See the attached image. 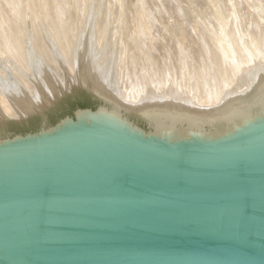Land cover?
Segmentation results:
<instances>
[{
  "label": "water",
  "instance_id": "1",
  "mask_svg": "<svg viewBox=\"0 0 264 264\" xmlns=\"http://www.w3.org/2000/svg\"><path fill=\"white\" fill-rule=\"evenodd\" d=\"M0 264H264V80L204 111L119 102L88 28L78 86L0 120Z\"/></svg>",
  "mask_w": 264,
  "mask_h": 264
},
{
  "label": "bare ground",
  "instance_id": "2",
  "mask_svg": "<svg viewBox=\"0 0 264 264\" xmlns=\"http://www.w3.org/2000/svg\"><path fill=\"white\" fill-rule=\"evenodd\" d=\"M23 1L24 0H22V4H24ZM24 2H25L24 9L22 8L24 11L22 15L20 14L21 19L19 21L17 20L18 23L16 22L15 19L12 20L11 19L12 17L6 18L8 23L10 22L12 23L14 21L16 22L15 24L18 25L15 29H11V31L7 34L9 35L8 37L10 39L9 40L10 43H8L7 41L6 43L5 40L0 41V120L4 118L18 119L20 117H23L27 115L28 113H30L31 111L35 109H40L43 106H45L47 103L52 102L53 100H55L57 95H59L64 90H68L69 89L68 87L72 88V87L78 86L79 53L83 45L85 36L87 34L88 28H89V60H90V63L95 71V74L100 84L119 102H124L128 104L136 105V106L171 104V105L204 111V110L214 108V107L240 99L243 95H245L247 92H249L251 89H253L256 85H258L260 82L264 80V43L260 45V40L257 44L253 42V44L249 43L248 45V42H247V46L245 47H247L248 49H246L245 47H244L245 49H243V45L242 46L239 45L241 47H237V45L241 42H239L238 41L239 38H237V41L239 43L236 44L234 40L238 36L235 37L233 35L235 37V39H233V42H235L236 44V45L233 44L234 45L233 46L231 44L232 41L230 40L231 41L230 43L229 40L227 39V36H225L226 34L224 32L225 30L224 31L221 30L222 31L221 35L218 34V30H214L215 33L214 31L211 32V30H213V28L215 27L214 26L213 28L211 27V30L209 28L210 30L209 32H211V35L213 33L211 38L208 37V39H210V43H211L210 45L208 44L209 41L208 42L206 41L208 39H206L205 37L206 39L205 40L203 38L204 36L202 35V39L205 40L204 42H207L206 44H208L209 47L204 46L202 44L204 46L202 49L200 50L198 49V51L196 50V52H191L187 50V46L189 45L185 43L183 40L178 39L179 41H177L175 44L177 45V48L173 51V54H174L173 58L171 59L170 57H168V60H167L168 62L155 65L153 64L155 60L150 58L149 55L146 56L144 54L147 58L143 60H139L138 62L135 61L137 60L135 59L136 56L135 57L131 56V52H129L130 49L128 51V48H127L128 43L126 42L124 38L125 35L123 36V33H122L123 13L120 10H118L117 8L118 5L117 6L115 4L112 5L111 3L113 2L110 3V0H109V4L107 3V0H82L80 1L79 5H81V8L78 13V16L75 17V22H73L72 28L70 30V34L68 32L66 33V35L62 33V36H59V33L64 32V29L60 27V29L62 30H56V28H54L53 26L54 22L52 23V25L51 23H49L50 21L51 22L53 21L52 19H50L49 17L42 16L41 13H37V10H34V8L36 7V4L35 6L34 4L33 5L30 4L31 2L34 3L32 0L31 2L30 0L29 1L25 0ZM257 2L259 4V1L256 0L254 7L258 5ZM1 3L2 2H0V4ZM47 3L49 4V2ZM42 4L41 5L39 4L41 8H42ZM227 7L228 6H226V9ZM44 8L46 9V7ZM48 8H50V5ZM120 8L122 7L119 5V9ZM262 8L261 10L263 11L264 9ZM57 10H60V9L58 8ZM40 11L38 10V12ZM216 11L219 12L218 9ZM209 13H212V12H209ZM262 13L264 14V12ZM48 14L50 13L48 12ZM224 15L222 13L223 17H221V19L223 18V20H225ZM0 16L2 15L0 14ZM220 16H221V13L219 17ZM252 17L254 18V16ZM17 18L18 17L16 16V19ZM201 18L200 20H202ZM209 19L213 20L212 17H210ZM237 19L235 20L237 21ZM1 21H3V19H1L0 22ZM196 21L198 22V20ZM213 22L215 23V20ZM65 23L67 24V21ZM200 23H199V26H200ZM221 23H223V21H221ZM225 23L223 24L224 27L226 25ZM250 23H253V22H250ZM6 24H4V26H6ZM203 24H202V28L201 26L199 27L201 29V32H202V29L204 28ZM205 24L207 25V22ZM245 24L246 23H244V25ZM254 24L252 25L250 24V26L254 27ZM145 25L148 26V24H145ZM147 26H146L145 31H147L148 29ZM263 26L264 24H262V26L260 27H263ZM139 27H136V28H139ZM237 27L238 26L236 24V28ZM250 30H252V28ZM169 31L170 30H168V32ZM182 31L185 32L186 29L184 31V28H183ZM182 31L180 33H182ZM221 31L219 32L221 33ZM204 32L206 31L204 30ZM232 32L234 33V31ZM186 33L188 35V31ZM235 33H236V30H235ZM253 33H254L253 35H255V29ZM1 34H4V32ZM250 34L251 33H249L248 35ZM142 35H144V33ZM151 35L152 34H150V36ZM137 36H140V34H138ZM241 38L243 39V36ZM244 38H246V36ZM247 38H250V36ZM0 39H3V36ZM135 39L136 41L138 40L137 38ZM193 39L194 38H192V40ZM231 39H232V36H231ZM154 40L155 39L152 38V41ZM146 41H145V44L149 42V41L147 42ZM158 43H160V41ZM137 46H140V45L137 44ZM198 47H201V46H198ZM139 49L137 47V52ZM146 49L148 50V48ZM142 51H144V49ZM149 51L150 50H148V53ZM170 51L171 50H169V52ZM132 53L134 52L132 51ZM175 54H176V57H175ZM138 55L140 56L141 54H138ZM165 60L166 59H164V61ZM155 63H158V62H155ZM65 88H68V89H65Z\"/></svg>",
  "mask_w": 264,
  "mask_h": 264
},
{
  "label": "rangeland",
  "instance_id": "3",
  "mask_svg": "<svg viewBox=\"0 0 264 264\" xmlns=\"http://www.w3.org/2000/svg\"><path fill=\"white\" fill-rule=\"evenodd\" d=\"M4 1V2H3ZM13 1V2H12ZM21 1V2H20ZM25 1V0H24ZM23 1V3L24 4H22V0H0V2H2L1 4H0V7L1 6H3V7H1L0 8V14L2 15V16H0V20L1 19H3V21H1L0 22V29H2V30H0V38H2V36H3V39H0V41L1 40H5V42L7 41L8 43H10V39H9V35H7L10 31H11V29H15L18 25H16L15 23L17 22L18 23V21L21 19L20 17V14L22 15L23 14V9H24V5H25V2ZM29 1V0H28ZM34 3H32L31 2V0H30V4H34V6H35V4H36V9L34 8V10H37V13H41V15L42 16H44V17H49L50 19H52L53 21L51 22H49V23H51V25H52V23H53V26H54V28H56V30H62V29H64V32H60L59 33V36H62V33L63 34H65L66 35V33L68 32L69 34H70V30H71V28H72V25H73V22H75V17H77L78 16V13H79V11H80V8H81V5H79L80 4V1H82V0H32ZM36 1H37V3H36ZM40 1V2H39ZM151 1V2H150ZM231 1H233V0H123V2H122V0H120V2H119V0H110V3L111 2H113V3H111L112 5H118L117 6V8H118V10H120L122 13H123V18H122V25L124 26H122V33H123V36H124V38H125V40H126V42L128 43L127 44V48H128V51H129V49H130V51L129 52H131V56L132 57H135V59H137V60H135V61H139V60H143V59H145V58H147L146 56H148L149 55V57L150 58H152L153 60H155L154 61V63L153 64H161V63H166V62H168L167 60H168V57H170L171 59L173 58V56H174V54H173V51L177 48V45H175L176 44V42L177 41H179L178 39H181V40H183L185 43H187L189 46H187V44H186V46H187V50H189V51H191V52H196V50L198 51V49L200 50V49H202L204 46H208L209 47V45L211 44L210 43V39H208V37L209 38H211V36L213 35V33H212V35H211V32L212 31H214V30H218V34H222V31L221 30H225L224 32L226 33H224L225 34V36H227V39L229 40V42L231 43V41H232V45L234 44V45H236V44H238L239 42H241V43H239L238 45H237V47H241L242 45H243V49H248L247 47H245V46H247V42H248V45H249V43H252L253 44V42H255L256 44L259 42V40H260V45H262L263 43H264V40H263V38H264V32H263V30H264V26L263 27H260V26H262V24H264V14L262 13V12H264V10L262 11L261 10V8L262 7H264V0L263 1H261V0H258L259 1V4H258V2H257V6L256 7H254V4L256 3V0H234L233 2H231ZM261 1V2H260ZM7 2V3H6ZM38 2H39V4L41 5L42 3V8H41V6L38 4ZM47 2H49V4L47 3ZM117 2H118V4H117ZM139 2V3H138ZM107 3L109 4V0H107ZM120 3V4H119ZM227 3V4H226ZM261 3H263V4H261ZM6 4H7V6H6ZM38 4V5H37ZM45 4V5H44ZM64 4V5H63ZM67 4V5H66ZM122 4V5H121ZM129 4V5H128ZM225 4V5H224ZM261 4V5H260ZM22 5V6H21ZM49 5H50V8H48L49 7ZM51 5H52V7H51ZM55 5H56V7H55ZM119 5L122 7V8H120L119 9ZM236 5V6H235ZM251 5V6H250ZM13 6H15V7H13ZM73 6V7H72ZM226 6H228L227 7V9H226ZM235 6V7H234ZM261 6V7H260ZM9 7H10V9H9ZM18 7V8H17ZM20 7V8H19ZM39 7V8H38ZM44 7H46V9L44 8ZM127 7V8H126ZM216 8V10L218 9V11L219 12H217L216 10H215V8ZM220 7V8H219ZM222 7V8H221ZM238 7V8H237ZM252 7V8H251ZM254 7V8H253ZM258 7V8H257ZM260 7V8H259ZM3 8V9H2ZM13 8V9H12ZM23 8V9H22ZM38 8V9H37ZM41 8V9H40ZM60 9V10H57V9ZM2 9V10H1ZM7 11H6V10ZM16 9V10H15ZM22 9V10H21ZM48 9H49V11H48ZM52 9V10H51ZM63 9V10H62ZM123 9V10H122ZM150 11H149V10ZM226 9V10H225ZM233 9V10H232ZM241 9V10H240ZM252 11H251V10ZM259 9V10H258ZM262 9H264V8H262ZM21 10V11H20ZM38 10L40 11V12H38ZM135 10V11H134ZM142 10V11H141ZM212 10V11H211ZM221 10V11H220ZM237 10V11H236ZM254 10V11H253ZM3 11V12H2ZM11 11V12H10ZM19 11V12H18ZM46 11V12H45ZM50 11H52V12H50ZM60 11V12H59ZM63 11V12H62ZM160 11H161V13H160ZM224 11V12H223ZM234 11H236V12H234ZM252 13H251V12ZM257 11V12H256ZM262 11V12H261ZM6 12V13H5ZM8 12V13H7ZM48 12L50 13V14H48ZM143 12V13H142ZM154 12H155V14H154ZM159 12V13H158ZM209 12H212V13H209ZM219 13V14H217V13ZM231 12V13H230ZM234 14H233V13ZM254 12H256V13H260L259 15L261 16H259L258 14H256V13H254ZM11 13V14H10ZM15 15H14V14ZM19 13V14H18ZM43 13V14H42ZM53 13V14H52ZM181 13V14H180ZM220 13H221V16L219 17V15H220ZM222 13H223V15H224V13H225V15H224V18H225V20H223V18L221 19V17H223L222 16ZM228 13V14H227ZM251 13V14H250ZM7 14H8V16H7ZM48 14V15H47ZM52 14V15H51ZM56 14V15H55ZM60 14H62V15H60ZM157 14V15H156ZM197 14H198V16H197ZM218 15V17H217V15ZM238 14V15H237ZM253 14V15H252ZM263 14V15H262ZM5 15V16H4ZM13 15V16H12ZM49 15H51V16H49ZM60 15V16H59ZM63 15H65V16H63ZM146 15V16H145ZM180 17H179V16ZM206 15H208V16H206ZM211 15H213V16H211ZM228 15V16H227ZM241 15H242V17H241ZM258 15V16H257ZM7 16V17H6ZM16 16L18 17L17 19H16ZM53 16V17H52ZM58 16V17H57ZM62 16V17H61ZM138 16V17H137ZM161 16V17H160ZM194 16V17H193ZM202 18H201V17ZM205 16V17H204ZM232 16V17H231ZM236 18H235V17ZM244 16V17H243ZM252 16H254V18L252 17ZM257 16V17H256ZM262 16H263V18H262ZM11 18L12 20L13 19H15L16 20V22H12V23H14V24H12L11 22L10 23H8V21L6 20V18ZM52 17V18H51ZM66 17V18H65ZM70 17V18H69ZM142 17V18H141ZM147 17H149V18H147ZM196 17V18H195ZM210 17H212V19L213 20H211V19H209ZM239 17H241V18H239ZM253 19H252V18ZM74 18V19H73ZM129 18V19H128ZM156 18V19H155ZM162 18V19H161ZM195 19V21H194V19ZM200 18L202 19V20H200ZM229 18H231V19H229ZM238 18V19H237ZM67 19V20H66ZM73 19V20H72ZM134 19H136V20H134ZM143 19V20H142ZM154 19V20H153ZM221 19V20H220ZM235 19H237V21L235 20ZM252 19V20H251ZM18 20V21H17ZM57 22H56V21ZM142 20V21H141ZM146 20V21H145ZM164 20V21H163ZM196 20H198V22L196 21ZM203 20H204V22H203ZM207 20V21H206ZM215 20V23L213 22ZM220 20V21H219ZM232 20V21H231ZM240 20H241V22H240ZM254 20H256V21H254ZM59 21V22H58ZM67 21V24L65 23ZM70 21V22H69ZM126 21V22H125ZM149 21V22H148ZM153 21V22H152ZM157 21V22H156ZM207 22V25L205 24L206 22ZM210 21H211V23H210ZM221 21H223V23H221ZM239 21V22H238ZM243 21V22H242ZM261 21V22H260ZM190 22V23H189ZM204 25L203 27V29H202V32L203 33H205V34H203L202 32H201V29L199 28L200 26H201V28H202V24ZM220 22V23H219ZM225 22H227V23H225ZM233 22V23H232ZM237 22V23H236ZM250 22H253V23H250ZM257 22V23H256ZM7 23V24H6ZM59 23H60V25H59ZM134 23V24H133ZM142 23V24H141ZM199 23H200V26H199ZM226 24L225 25V27H224V25L223 24ZM231 24V26H230V24ZM242 23H243V25H244V23H246L247 24V26H246V24L243 26L242 25ZM255 23V24H254ZM260 23V24H259ZM4 24H6V26H4ZM10 24V25H9ZM12 24V25H11ZM136 24H137V26H136ZM145 24H148V26L147 25H145ZM151 24H153V25H151ZM163 24V25H162ZM213 24V25H212ZM235 25V27H234V25ZM236 24H237V28H236ZM250 24L252 25V24H254V27L252 26H250ZM59 25V26H58ZM63 25V26H62ZM133 27H132V26ZM139 25H140V27H139ZM158 25V26H157ZM209 25V26H208ZM220 25V26H219ZM230 27H229V26ZM240 25V26H239ZM258 25H259V27H258ZM12 26V27H11ZM146 26H147V31H145V29H146ZM151 26V27H150ZM190 26V27H189ZM215 26V27H214ZM217 26V27H216ZM223 26V27H222ZM228 26V27H227ZM3 27V28H2ZM60 27L62 28V29H60ZM132 27V28H131ZM136 27H139V28H136ZM145 27V28H144ZM170 27V28H169ZM186 27V28H185ZM211 27L213 28H216V29H214L213 28V30H211ZM219 27V28H218ZM233 27V28H232ZM239 27H240V29H239ZM242 27V28H241ZM250 27V28H249ZM256 27V28H255ZM9 28V29H8ZM68 28V29H67ZM130 28V29H129ZM143 28H144V30H143ZM172 28V29H171ZM183 28H184V31H185V29H186V31L185 32H183L182 30H183ZM197 28H199V29H197ZM205 28H207V29H205ZM209 28H210V30H211V32H209L210 30H209ZM223 28V29H222ZM225 28V29H224ZM230 28V29H229ZM235 28V29H234ZM252 28V30H250ZM124 29V30H123ZM152 29V30H151ZM179 29V30H178ZM227 29V30H226ZM232 29H234V30H232ZM238 29V30H237ZM242 29V30H241ZM246 29H248V30H246ZM254 29H255V35H253L254 33ZM256 29H257V31H256ZM259 29V30H258ZM262 29V30H261ZM6 30V31H5ZM136 30V31H135ZM149 30V31H148ZM168 30H170L169 32H168ZM204 30L206 31V32H204ZM230 32H229V31ZM235 30H236V33H235ZM66 31V32H65ZM131 31V32H130ZM182 31V33H180ZM188 31V35H187V32ZM194 31V32H193ZM197 31H198V33H197ZM219 31H221V33L219 32ZM232 31H234V33L232 32ZM241 31H242V33H241ZM248 31V32H247ZM250 31V32H249ZM252 31V32H251ZM259 31H260V33H259ZM262 31V32H261ZM4 32V34H1V33H3ZM7 32V33H6ZM126 32V33H125ZM142 32V33H141ZM147 32H149V33H147ZM162 32V33H161ZM167 32V33H166ZM196 32V33H195ZM209 32V33H208ZM227 32H229V33H227ZM239 32V33H238ZM245 32H246V34H245ZM134 33V34H133ZM144 33V35H146V36H148L149 37V39H148V37H146V36H144V35H142ZM170 33V34H169ZM199 33H201V34H199ZM214 33H215V31H214ZM232 35H231V34ZM249 33H251L250 35H248ZM138 34H140V36H137ZM150 34H152L151 36H150ZM159 34V35H158ZM164 34V35H163ZM175 34V35H174ZM177 34H179V35H177ZM199 34V35H198ZM209 36H208V35ZM7 35V36H6ZM56 35V34H55ZM127 35V36H126ZM134 35V36H133ZM136 35V36H135ZM166 35V36H165ZM177 35V36H176ZM201 35V36H200ZM202 35L204 36L203 38L205 39V37H206V39H208V40H206L207 42H208V44H206L207 42H204L205 40L204 39H202ZM236 36H238V37H236V39H235V37ZM243 36V39L241 38L242 36ZM256 35H258V36H256ZM260 35V36H259ZM57 36V35H56ZM191 40V41H193V42H191L187 37ZM199 36V37H198ZM230 36V37H229ZM231 36H232V39H231ZM239 36H241V37H239ZM246 36V38L247 37H249L250 36V38H244ZM252 36V37H251ZM8 37V38H7ZM138 37H140V38H138ZM142 37V38H141ZM158 37V38H157ZM174 37V38H173ZM182 37V38H181ZM255 37V38H254ZM127 38V39H126ZM129 38V39H128ZM132 40H131V39ZM135 38H137L138 40L136 41V39ZM144 38H146V39H144ZM152 38L153 39H155L154 41H152ZM161 38H162V40H161ZM170 38V39H169ZM192 38H194L193 40H192ZM237 38H239V42L237 41ZM134 39V40H133ZM158 39V40H157ZM176 39V40H175ZM184 39H186V40H184ZM201 39V40H200ZM233 39H235L234 41L236 42V44H235V42H233ZM242 41H241V40ZM250 41H249V40ZM254 39H256V40H254ZM130 40V41H129ZM141 42H140V41ZM149 41V42H147V41ZM165 42H164V41ZM189 40V41H188ZM231 40V41H230ZM252 40H254V41H252ZM261 40H262V42H261ZM145 41L147 42L146 44H145ZM152 41V42H151ZM160 41V43H158V42ZM162 41V42H161ZM188 41V42H187ZM6 42V43H7ZM132 42H134V43H132ZM135 42H137V43H135ZM155 42V43H154ZM172 42V43H171ZM158 43V44H157ZM245 43V44H244ZM131 44V45H130ZM137 44L138 45H140V46H137ZM145 46H144V45ZM163 44V45H162ZM204 46H203V45ZM132 45H134V46H132ZM143 45V46H142ZM151 45V46H150ZM153 45H154V47H153ZM157 47H156V46ZM233 45V46H234ZM239 45H241V46H239ZM131 46H132V48H131ZM143 47V49H144V51H142L143 49H142V47ZM167 46V47H166ZM176 46V47H175ZM198 46H201V47H198ZM136 49H135V48ZM137 47H138V49L141 51H139L138 50V52H137ZM153 49H152V48ZM245 47V48H244ZM134 48V49H133ZM146 48H148V50H150L149 51V53H148V50L146 49ZM155 48H157V49H155ZM190 48H191V50H190ZM197 48V49H196ZM133 49V50H132ZM145 49H146V51H145ZM151 50H153V51H151ZM169 50H171L170 52H169ZM132 51L134 52V53H132ZM143 52H145V53H143ZM148 54H147V53ZM166 53V54H164V53ZM168 52V53H167ZM137 55H136V54ZM134 56H133V55ZM138 54H141L140 56L138 55ZM144 56H143V55ZM172 54V55H171ZM139 56V57H138ZM166 56V57H165ZM138 57V58H137ZM144 57V58H143ZM158 57H160V58H158ZM166 59L165 61H164V59ZM175 57H176V54H175ZM174 57V58H175ZM141 58V59H140ZM127 59H129V58H127ZM161 60V61H160ZM130 62V61H129ZM155 62H158V63H155ZM69 89H71V87H68ZM68 88H66V89H68ZM73 91H75V89L73 88ZM67 96V95H66ZM65 96V97H66Z\"/></svg>",
  "mask_w": 264,
  "mask_h": 264
},
{
  "label": "trees",
  "instance_id": "4",
  "mask_svg": "<svg viewBox=\"0 0 264 264\" xmlns=\"http://www.w3.org/2000/svg\"><path fill=\"white\" fill-rule=\"evenodd\" d=\"M68 104L70 105L69 107V114L77 107L79 108H93L94 107V103L88 101V100H84V101H80V100H77V101H70L68 102ZM35 125L33 126H30L28 128H25L23 130H21L22 132H26V131H29V130H34L35 129Z\"/></svg>",
  "mask_w": 264,
  "mask_h": 264
}]
</instances>
